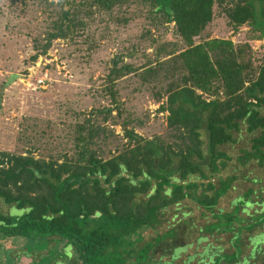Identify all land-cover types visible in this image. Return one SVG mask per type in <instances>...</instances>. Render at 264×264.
Returning <instances> with one entry per match:
<instances>
[{"label": "trees", "instance_id": "16d2710c", "mask_svg": "<svg viewBox=\"0 0 264 264\" xmlns=\"http://www.w3.org/2000/svg\"><path fill=\"white\" fill-rule=\"evenodd\" d=\"M128 1L145 7L154 25L172 22L183 45L162 41L140 67L110 61L105 89L113 107L91 108L75 123L74 155L58 161L0 151V200L21 210L0 209V237L58 241L70 250L66 264H264V199L235 184L254 174L243 168L253 162L260 172L251 178L264 198V48L257 54L247 39L264 37V0H57L30 62L53 38L70 37L85 23L81 10ZM214 5L233 30L247 26L246 39L194 40ZM132 70L143 81L167 80L156 98L163 97L158 110L167 111L174 140L144 137L124 120L125 141L103 156L96 146L108 136L91 115L120 113L111 83ZM242 131L247 144L225 149ZM235 187L240 192L227 195ZM183 229L188 239H181ZM185 247L192 251L182 255L177 249ZM57 252L45 264L64 256Z\"/></svg>", "mask_w": 264, "mask_h": 264}, {"label": "rangeland", "instance_id": "374dc122", "mask_svg": "<svg viewBox=\"0 0 264 264\" xmlns=\"http://www.w3.org/2000/svg\"><path fill=\"white\" fill-rule=\"evenodd\" d=\"M58 4L57 0L52 4L42 0H0V86L13 75L0 89V151L29 152L35 157L58 161L64 155H74L75 123L91 108L113 107L114 102L105 89L109 85L110 61L129 62L140 67L146 60L154 59L155 47L162 41L175 42L177 47L183 45L174 34L172 22L154 25L145 7L128 1L115 4L106 11L91 8V12L83 13L81 10L85 23L70 37L53 38L46 51L38 52L30 62V55L41 49L40 44L51 27ZM213 11V17L199 36H194L195 41L205 37L246 39V25L240 24L233 30L215 5ZM247 39L257 54L264 48V37ZM39 78L42 81L38 82ZM166 81H143L138 70L112 81L111 88L115 91L120 113L117 115L113 108L106 116L104 111L91 115L103 126L102 134L108 136L96 146L98 153L106 156L125 141L120 124L124 120L128 127H133L144 137L159 134L172 143L174 137L165 125L167 111L158 110L163 97L156 98ZM248 136L242 131L235 143L224 148L234 152L237 147L247 144ZM243 168L250 171L248 175L260 172L253 162ZM231 170L228 165L223 173ZM252 176H242L240 183L235 182L236 186L245 184L254 199L259 196L264 199L259 186H254L258 178ZM240 190L235 187L227 195H237ZM0 209L9 214L21 213L1 200ZM156 226L161 229L163 224ZM184 231L186 229L181 233L183 240L187 236ZM143 234L148 237L151 231L144 230ZM12 238L0 237V264H45L57 250L66 257L58 255L59 261L55 264H66L71 260L70 250L60 247L58 241L51 243L42 239L39 243L34 240L35 244H27L18 236ZM134 245L139 244L135 242L131 246ZM20 248L25 253H19ZM177 250L184 255L189 254L192 247ZM131 253L133 248L126 254L130 259Z\"/></svg>", "mask_w": 264, "mask_h": 264}, {"label": "built area", "instance_id": "2783aa9c", "mask_svg": "<svg viewBox=\"0 0 264 264\" xmlns=\"http://www.w3.org/2000/svg\"><path fill=\"white\" fill-rule=\"evenodd\" d=\"M42 81L40 78L38 79V82Z\"/></svg>", "mask_w": 264, "mask_h": 264}, {"label": "crops", "instance_id": "0c3cea01", "mask_svg": "<svg viewBox=\"0 0 264 264\" xmlns=\"http://www.w3.org/2000/svg\"><path fill=\"white\" fill-rule=\"evenodd\" d=\"M7 250H9V249H7ZM19 253H20V251H19ZM16 254V253H15Z\"/></svg>", "mask_w": 264, "mask_h": 264}]
</instances>
